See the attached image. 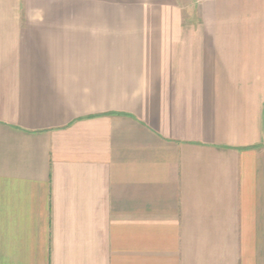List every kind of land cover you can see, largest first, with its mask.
<instances>
[{
	"label": "crops",
	"instance_id": "obj_1",
	"mask_svg": "<svg viewBox=\"0 0 264 264\" xmlns=\"http://www.w3.org/2000/svg\"><path fill=\"white\" fill-rule=\"evenodd\" d=\"M0 264H264V0H0Z\"/></svg>",
	"mask_w": 264,
	"mask_h": 264
},
{
	"label": "rangeland",
	"instance_id": "obj_2",
	"mask_svg": "<svg viewBox=\"0 0 264 264\" xmlns=\"http://www.w3.org/2000/svg\"><path fill=\"white\" fill-rule=\"evenodd\" d=\"M201 0H175V6L183 9H192L197 6Z\"/></svg>",
	"mask_w": 264,
	"mask_h": 264
}]
</instances>
